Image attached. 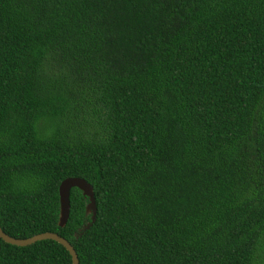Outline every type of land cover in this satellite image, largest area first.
Segmentation results:
<instances>
[{
  "label": "trees",
  "instance_id": "16d2710c",
  "mask_svg": "<svg viewBox=\"0 0 264 264\" xmlns=\"http://www.w3.org/2000/svg\"><path fill=\"white\" fill-rule=\"evenodd\" d=\"M0 224L81 264H264V0H0Z\"/></svg>",
  "mask_w": 264,
  "mask_h": 264
},
{
  "label": "water",
  "instance_id": "95a60500",
  "mask_svg": "<svg viewBox=\"0 0 264 264\" xmlns=\"http://www.w3.org/2000/svg\"><path fill=\"white\" fill-rule=\"evenodd\" d=\"M75 188H79L84 192V194L90 198L91 202L88 206V214H93V220L85 228L86 231L91 230L97 221L98 217V204L95 192V187L91 182L80 177H72L65 180L60 187L61 195V221L60 225L65 228L71 218L72 214V191ZM0 238L3 239L8 244L28 247L32 246L38 242L53 240L56 241L67 248L73 257V264H81L80 256L74 247V245L65 237L57 233H43L29 239H18L7 234L0 224Z\"/></svg>",
  "mask_w": 264,
  "mask_h": 264
}]
</instances>
